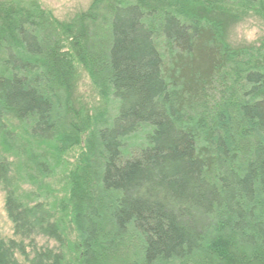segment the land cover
Returning a JSON list of instances; mask_svg holds the SVG:
<instances>
[{"label": "trees", "instance_id": "obj_1", "mask_svg": "<svg viewBox=\"0 0 264 264\" xmlns=\"http://www.w3.org/2000/svg\"><path fill=\"white\" fill-rule=\"evenodd\" d=\"M173 1L193 13L95 0L89 11L106 3L108 15L92 62L72 32L87 14L60 24L35 3L0 5V190L13 232L0 239V264H264V64L255 54L223 75L232 55L221 23L196 12L264 16V0ZM74 60L101 70L116 102L88 134L71 122ZM143 126L145 144L124 158ZM86 134L95 160L65 171L60 199L22 189L26 172L53 176L50 160Z\"/></svg>", "mask_w": 264, "mask_h": 264}, {"label": "rangeland", "instance_id": "obj_2", "mask_svg": "<svg viewBox=\"0 0 264 264\" xmlns=\"http://www.w3.org/2000/svg\"><path fill=\"white\" fill-rule=\"evenodd\" d=\"M95 0H0V5L16 3L22 6L30 7L33 3L38 5L41 10L48 13L53 19H55L60 24H71L75 21V18L87 14L86 25L76 26L72 32L73 34L83 35V53L86 58L94 59L93 55H99L103 51V44L106 39L105 22L107 20L108 10L106 3H99L95 5L93 10L89 11L91 6H94ZM110 2V0H106ZM123 2H131L136 0H115ZM141 2L142 6L146 10H156V17L164 11L165 9L178 8L181 13H188L194 10L189 8V5H180L178 2L173 0H138ZM169 4V5H168ZM188 4V3H187ZM104 5V6H103ZM196 7V6H195ZM172 9V8H171ZM199 9V8H198ZM188 12H187V11ZM90 13H89V12ZM89 14H88V13ZM197 15L202 17H207L208 20H213L217 18V22L221 23V40L224 42L227 51L231 53L232 58H229L228 66L229 68L223 72V75H228L229 69L235 66V70L238 71L239 64L242 62H252V58L255 54L258 56L255 61L264 64V16H259L251 13H240L228 12L224 14L223 12H211L206 13L205 10L196 11ZM195 12V13H196ZM93 13L97 16V20L91 23L89 20L90 14ZM192 13H190L192 15ZM218 16V17H216ZM158 18L152 20L155 28V46L157 47L160 56L163 60L167 59L166 51L168 46L166 42L161 37L158 31ZM82 37V36H81ZM81 45V44H80ZM65 46V45H64ZM66 47V46H65ZM82 48V45H81ZM65 50V49H64ZM254 50H261L260 52H255ZM76 60L78 61V55L74 54ZM61 62V67L63 66ZM79 62V61H78ZM75 60L71 63L70 73L67 80L70 81V93L69 97V107L74 111L73 118L70 117L71 122L76 128L86 127V132L89 133L92 127L98 126L103 127L109 124L110 119L115 114L116 102L111 100L103 90L102 73L101 70L95 75L90 74L87 71V65L85 62L78 63ZM227 66V67H228ZM229 83V89L234 90L235 83L231 79L227 80ZM149 128L147 126L141 127L135 134L128 137L124 141L123 157L127 158L136 153V151L145 144L146 136L149 133ZM84 135L81 139L80 144L74 146L66 154L61 156V161L58 163L50 164L53 170V176L50 178L40 180L33 178V174L30 171L26 172L31 178L27 176L24 179V185L22 189L27 192H35L38 189L41 192L49 190L46 200L52 202V200H57L61 198V193L63 192V181L60 177L65 173L66 170H73L75 168H80L86 165V159L89 162L95 160V155L93 149L89 151L85 147ZM23 161L21 160V166L18 160H15V167L17 170L19 168H24ZM31 180L28 183L27 180ZM33 181V183H32ZM32 185V186H30ZM86 186L89 188V182H86ZM92 187L89 189L91 190ZM43 189V191H42ZM42 199V197L40 198ZM13 237L12 225L4 209V193L0 190V239H10ZM18 264H25L20 256H16Z\"/></svg>", "mask_w": 264, "mask_h": 264}]
</instances>
